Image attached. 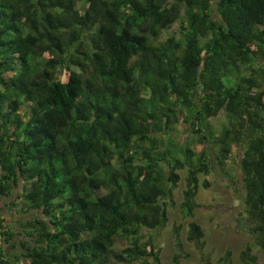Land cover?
<instances>
[{"label": "trees", "instance_id": "trees-1", "mask_svg": "<svg viewBox=\"0 0 264 264\" xmlns=\"http://www.w3.org/2000/svg\"><path fill=\"white\" fill-rule=\"evenodd\" d=\"M230 160L252 236L239 259L260 264L264 0H0V198L23 212L16 228L0 209V264H161L153 231L180 171L193 217L201 176ZM187 227L202 246L201 225ZM179 230L175 263L189 256Z\"/></svg>", "mask_w": 264, "mask_h": 264}, {"label": "rangeland", "instance_id": "rangeland-1", "mask_svg": "<svg viewBox=\"0 0 264 264\" xmlns=\"http://www.w3.org/2000/svg\"><path fill=\"white\" fill-rule=\"evenodd\" d=\"M177 26L178 20L176 19L171 27L161 29L159 38L164 39L167 33L177 29ZM210 122L216 130L219 129L226 122L224 112L221 111L219 115L212 117ZM173 131L182 145L189 144L196 150L202 147L196 140V136L185 126L177 124ZM226 170L228 175H225L223 171L214 170V173L201 176V179L206 178L210 181V186L200 188L196 194V201L200 205L196 208L193 217L184 216L179 206L185 185L183 179L185 170L180 171L181 178L173 189L175 204L168 208V220L165 226L153 231L156 241L161 245V264H216L217 258L223 255L227 248H230L232 252L230 264H245L239 259V252L246 243L252 241V236L240 198L241 172L234 160L227 162ZM0 209L8 223L18 228L16 219L23 215L21 205L13 206L9 198L2 197L0 198ZM191 219L199 223L204 231L202 246L195 245L193 241L187 239V223ZM175 224H179L180 227L179 239L183 244V250L189 254L187 258H182L177 263L172 260L176 250V239L173 234ZM126 244V241L117 238L113 246L115 249H120ZM252 251L257 253L259 263L264 264L263 254L255 246ZM132 263H137V261ZM112 264L129 263L114 260Z\"/></svg>", "mask_w": 264, "mask_h": 264}]
</instances>
